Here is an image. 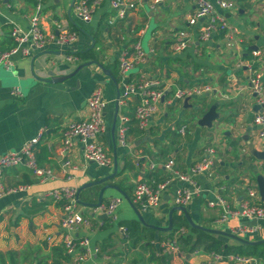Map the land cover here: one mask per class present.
Segmentation results:
<instances>
[{"label":"crops","instance_id":"crops-1","mask_svg":"<svg viewBox=\"0 0 264 264\" xmlns=\"http://www.w3.org/2000/svg\"><path fill=\"white\" fill-rule=\"evenodd\" d=\"M75 1H0V50H10L15 44L10 36L15 26L24 30L30 28L38 4L41 5V24L47 33H58L62 27L78 35L71 48L51 44L43 49L33 50L27 57L17 56L12 71L5 70L0 73V157L19 151L42 135L40 143L47 148V152L44 157L41 150H37L40 153L38 165L53 172L51 179L42 181L24 166L5 170V187L29 188L0 199V252H18L20 261L27 257L29 264L46 259H50L51 263L52 249L60 245L63 209L49 198V193L63 187H75L79 190L87 183L113 174L115 156L118 162L117 175L106 183L83 190L81 200L96 203L99 192L105 185L122 184L125 190L118 188L132 201L139 182L157 185L169 180L170 184L160 207L148 212L140 211L148 224L167 227L170 210L176 206L175 190L187 188L189 184L180 181L175 174L160 165L172 159L177 172L188 173L205 154L206 149L214 144L221 145L219 151L216 149L217 167L213 174L216 178L197 175L195 179L203 191L186 206L187 211L196 224L206 228L232 233L241 224L250 226L251 221L241 218L219 224L223 210L220 207L210 208L207 204L222 196L232 209H239L247 198L249 184H256L258 188L257 176L264 177V160L260 158L264 145L258 137L260 128L254 121L259 109H256L257 102L249 86L250 67L255 64L258 66L255 70L264 80V0H231L236 7L229 12H224L216 5L215 0H210L217 13L226 16L235 46L230 44L225 34H217L207 42L200 41L201 23L189 26L188 22L197 9L194 0H169L154 10L151 9L152 0H130L136 4V8L129 11L124 18H120L111 7V0H105L89 22L83 21L76 14ZM148 5L151 12L145 9ZM151 23L155 24V29L147 39L146 47L148 51L154 49L155 54L150 56L146 64L138 65L129 74L130 78L156 79L167 88L177 84L181 88L212 85L214 92L209 96L205 113L215 106L217 116L210 126L199 125L204 116L196 122L197 126L186 124L175 113L171 117L168 108L174 102L167 98L171 104L160 106L150 129L147 132L139 130L135 120L138 99L124 98L125 88L119 73V58L126 51L131 52L135 42L144 39L146 29ZM182 31L189 34L191 46L181 54H173L171 46ZM93 41L95 46L92 49ZM70 50L76 51L79 57L77 62L70 63L66 60ZM92 61H98L104 69L92 65L79 70L80 66ZM50 72L54 77L50 76ZM51 79L53 82H48ZM97 87L102 89L107 103L104 113L106 129L98 138L113 159V164L107 168L87 162L79 141L75 142L67 156L64 157L61 153L65 130L70 124L87 118V99ZM15 88L20 90V96L13 94ZM118 91L121 93L119 100ZM191 100L187 105L184 103L187 110L193 106ZM123 118H127L129 123L126 147L117 140ZM115 119L114 139L112 130ZM219 119L225 127L214 136L206 127L212 128ZM184 126L187 127V132L183 136L179 130ZM221 131L224 132L223 140ZM174 135H180L179 139ZM228 137H233L232 144L225 140ZM155 141H161L162 148L157 147ZM159 149L167 152V160H156ZM236 150H239L241 156L235 155ZM66 159L76 167L75 170L70 168L64 171ZM127 162L133 164V169L118 177ZM152 164L158 167L153 169ZM69 176L73 178L69 179ZM119 197L123 202L119 206L116 222L100 215L94 216V208L79 205L80 211L90 220L91 225L82 227L76 235L89 238L92 247L100 248L98 262L103 264H133L132 255H136L139 250L130 248L134 239L127 238L120 230V222L138 221L126 197L117 190L109 189L104 194L103 204H109L112 199ZM34 201L48 202L49 205L42 213L26 214L24 207ZM178 214L184 215L181 212ZM255 227L257 232L248 235L246 239L264 240V219H259ZM51 236H55V240L49 241ZM169 238L166 235L165 240L161 241L159 235H155L152 243L158 254L159 248ZM227 243L232 245L237 242L228 238ZM144 256L148 259L150 257ZM140 259L137 256L136 261ZM210 259L209 253L199 251L192 255H183L172 264H202ZM251 260L248 264H264L260 259ZM67 264H74L72 258ZM84 264L92 262L89 260ZM152 264L161 263L153 261Z\"/></svg>","mask_w":264,"mask_h":264},{"label":"built area","instance_id":"built-area-1","mask_svg":"<svg viewBox=\"0 0 264 264\" xmlns=\"http://www.w3.org/2000/svg\"><path fill=\"white\" fill-rule=\"evenodd\" d=\"M5 1V0H0ZM42 1V0H39ZM105 0H76L74 10L76 14L85 22L91 21L94 14L102 6ZM169 0H152L151 9L154 10L159 5L166 3ZM197 9L189 19V26L200 24L199 38L201 42L211 40L217 34H225L230 44L235 46L231 33V27L224 14H218L215 5L210 0H194ZM216 5L224 12H229L235 9L236 5L231 0H215ZM111 7L117 11L120 18H124L127 13L136 8V4L130 0H111ZM41 5L38 4L36 14L31 19L30 28L24 30L15 26L11 31V38L15 45L10 50H0V69L4 68L7 71H12L15 66V58L17 56L27 57L33 50H39L48 45L55 44L57 46L70 47L76 41L78 35L75 32L68 31L60 27L58 33H47L41 24ZM191 46L189 34L182 31L178 34V39L172 44L171 50L173 54H181ZM70 54L66 60L70 63L79 60L75 50H70ZM155 54V50L151 49L146 52L141 41H137L131 52H125L119 58V73L124 81V98L128 99L136 97L138 105L135 108L136 124L141 132H147L159 108L164 104H171L167 101L169 94L174 93V98L177 101H189L192 98H197L204 95H210L214 92V88L210 84L195 85L187 88H167L156 79L142 78L133 80L130 78V73L141 64H146L151 55ZM251 77L249 86L251 93L255 96L259 110L255 115V124L260 128L258 137L264 145V80L253 66L250 67ZM15 96H20L21 92L18 88L13 90ZM173 102V99H172ZM107 103L104 99L102 89L97 87L93 90L87 99L88 116L85 120L74 122L68 126L64 132L63 144L61 153L65 157L73 148L76 141H79L83 147L84 159L87 162L96 164L98 167H110L113 164V159L105 151L104 147L99 143V136L105 132V110ZM128 119H122V125L118 130V143L124 147L128 146L127 134L129 131ZM187 127H182L179 130L181 135L186 134ZM42 135L38 139L27 143L19 151L9 152L0 157V199L6 195L17 193L21 190H26L28 186L18 188H7L3 183V174L5 170L24 166L31 170L40 180L46 181L53 177L52 170L42 168L38 165L36 146L40 142ZM216 165V150L212 147L207 148L205 154L196 162L188 173H179L175 170V161L170 159L167 163L160 166L169 170L176 177L189 184L187 188H178L174 193V202L176 206L186 207L192 202L195 196H200L202 187L196 181L197 175H207L213 177L214 166ZM64 171L67 169L73 170L71 161L66 159L64 162ZM158 165L152 164V168H157ZM72 179V176L68 177ZM170 181L161 182L157 185H150L147 182L141 181L136 185L132 204L139 211H152L160 207L165 192L169 187ZM78 189L75 187H63L53 189L49 193V198L55 203H63V216L60 220L61 233L59 234L60 244L64 246L65 252L73 260L74 264H84L91 260L92 264H103L98 262V257L101 254L99 247H92L91 241L87 237L80 238L76 234L82 227H89L90 220L84 216L79 209L77 202ZM122 198H114L109 204H102L94 209V216L100 215L104 218L116 222L118 220V209L122 204ZM261 196L256 184H249L247 187V198L242 202L239 209H232L227 200L220 196L215 201H209L208 207H220L223 210L221 217L218 220L219 224H227L233 218H241L245 221L254 219H264V205L260 204ZM121 232L127 236L125 227L120 228ZM184 233V230L181 231ZM257 232V227L241 224L234 228L232 234L247 238ZM49 241L55 240V236H51ZM167 253H180V249L176 241L165 242L162 246ZM210 260L202 264H217L219 262L241 263L248 264L252 260L250 258L221 254L209 253Z\"/></svg>","mask_w":264,"mask_h":264},{"label":"trees","instance_id":"trees-1","mask_svg":"<svg viewBox=\"0 0 264 264\" xmlns=\"http://www.w3.org/2000/svg\"><path fill=\"white\" fill-rule=\"evenodd\" d=\"M136 43V42H135ZM15 45V44H14ZM12 45V46H14ZM91 53V52H90ZM254 69H257L258 66L255 64L253 66ZM129 127V123L127 124ZM37 150H41L44 157L46 156L47 148L42 146V143H38L36 146ZM39 152L37 153V161L39 160ZM39 162V161H38ZM133 164L131 162H127L123 170L118 173V177L121 176L126 171L133 169ZM224 183V181H223ZM220 183V184H223ZM121 190H125L122 184H117ZM98 198V197H97ZM60 207L63 208V203H57ZM261 205H264V202H260ZM49 203L48 202H37L34 201L30 205H26L24 207V212L26 214H39L47 209ZM120 226L125 227L127 230V238L134 239L133 243L138 244L146 238L150 237V240L155 238V235H159V239L161 241L165 240V236L168 235L169 241H176L177 246L180 249V253H167L164 248H159V254L157 249H155L154 244L148 241V245L144 248H153L156 251L152 253L150 261H160L161 264H172L175 259H179L183 257V255H192L195 252L204 251L206 253H216L221 254L223 256L229 255H238L250 259H260L264 261V244L257 246H247L243 244H228V238L213 235L195 228H192L187 222L184 215L178 214L175 212L173 215V229L169 233L159 232L147 227L142 226V224L138 221H122L120 222ZM184 230V233L181 231ZM53 260L50 263V259L46 260H37L36 263L31 264H67L70 260V256L65 252V248L63 245H58L52 249ZM161 253V256H160ZM159 257V258H158ZM23 261H20V254L18 252H0V264H23L27 262V257H23ZM184 264H188V262H184Z\"/></svg>","mask_w":264,"mask_h":264},{"label":"water","instance_id":"water-1","mask_svg":"<svg viewBox=\"0 0 264 264\" xmlns=\"http://www.w3.org/2000/svg\"><path fill=\"white\" fill-rule=\"evenodd\" d=\"M95 46V43L93 41V44H92V49L94 48ZM92 65H96V66H99L101 69H104L102 65L99 64L98 61H92V62H89L87 64H84L82 66H80L79 70H82L86 67H90ZM50 76H53V73L50 72ZM54 77V76H53ZM48 82H53V79L51 80H48ZM121 96V93L118 91L117 93V97H118V100ZM117 100V103H116V108L118 109L119 108V101ZM185 105H187L189 103V99H187L185 102ZM187 107V106H185ZM256 109H259V106L257 105L256 106ZM217 114H216V107L213 106L210 108L209 112L206 113L204 115V117L200 120L199 122V125L200 126H210L211 125V122L216 118ZM116 127V119H115V124L113 126V136H114V139H115V128ZM251 131V129L249 130ZM116 147V146H115ZM116 150V148H115ZM260 158L264 160V151L260 154ZM117 172H118V162H117V158L115 156V169H114V173L109 175V176H106L96 182H91V183H87L85 185H83L81 188H79L78 190V195H77V202L79 205H83L85 207H89V208H98L100 207L102 204H103V200H104V194L107 190L109 189H112V190H117L118 192H120L124 197H126V200L129 202V204L131 205L136 217H137V220L144 226V227H147V228H150V229H153V230H156V231H159V232H164V233H168L170 231H172L173 229V215L175 212H181L184 214L187 222L189 223V225L192 227V228H195V229H198V230H201V231H204V232H207V233H210V234H213V235H217V236H222V237H226V238H229L231 240H234L235 242L239 243V244H243V245H247V246H257V245H263L264 244V240H259V241H251V240H248L246 238H243V237H240V236H237L235 234H232V233H229V232H226V231H223V230H218V229H212V228H206L204 226H201L199 224H196L193 219L191 218L190 214L188 213L187 211V208L186 207H183V206H175L173 207L171 210H170V213H169V224L167 227H159V226H155V225H151V224H148L142 213L139 211V209L137 207H135L131 200L124 194V192H122L117 186L115 185H105L99 192V196H98V200L96 203H86V202H83L80 198V195L82 193L83 190L85 189H89V188H92L94 186H98V185H101L103 183H106L107 181H109L110 179H113L116 175H117ZM257 185H258V190H259V193H260V196H261V201L264 202V177L259 175L257 176ZM250 226H257L258 225V220L257 219H254L250 222L249 224Z\"/></svg>","mask_w":264,"mask_h":264},{"label":"rangeland","instance_id":"rangeland-1","mask_svg":"<svg viewBox=\"0 0 264 264\" xmlns=\"http://www.w3.org/2000/svg\"><path fill=\"white\" fill-rule=\"evenodd\" d=\"M148 12H151L150 11V7H149V5L145 8ZM154 29H155V24L154 23H151V24H149V28L148 29H146V34H145V36H144V39H142L141 40V43H142V47H143V49L147 52L148 51V48L146 47V41H147V39H149L150 37H151V34L153 33V31H154ZM1 72H5V69L4 68H1L0 69V73ZM10 73V72H9ZM177 87H181V86H179L178 84L176 85V86H172V90H175V88H177ZM214 88V87H213ZM212 94H210V95H204V96H200V97H197V98H192L193 100H191L192 101V104H193V106L189 109V110H187L185 107H184V101H177V100H175V98H174V93H171V95L168 97L169 99H173V102H174V105L171 107V108H168V113L171 115V117H172V115H173V113H175V114H177L178 116L180 115V119L182 120V121H184L186 124H189V123H192L194 126H197V121L199 120V118H201V117H203L204 116V113H205V111H206V109H207V107H208V102H209V100H210V98H209V96H211ZM207 102V103H206ZM212 105V104H211ZM161 107H163V105L161 106ZM173 110H175V111H173ZM206 114V113H205ZM220 120V119H219ZM217 120L216 121V123L214 124V126L212 127V128H209V127H206V130H210V131H212L211 132V134L213 135L214 134V136H215V134L217 133V131H220V130H222L225 126L224 125H222L221 123V121L222 120ZM200 129H202L203 127H199ZM187 132V131H186ZM224 134V132L223 131H221L220 132V136H221V139L223 140V137H222V135ZM180 135H174V137L177 139L178 137H179ZM182 138V137H181ZM179 139V138H178ZM189 139V136L186 138V141ZM183 140V139H182ZM182 140H180V142L182 143ZM225 140H227V141H229V143H231L232 144V142H233V137H228V138H225ZM179 141V140H178ZM213 141H215V139L213 140ZM155 144L157 145V147L158 146H160V148H162L161 146H162V142L161 141H155ZM212 147H214V149L216 150H218L219 151V149L221 148V145H219V144H214ZM172 150V147H170V151ZM158 152H160L159 153V156H158V158H156V160H161V161H165V160H167L168 159V154H167V152L163 149H159L158 150ZM235 155L238 157V156H241V154H240V152H239V150H236L235 151ZM216 167H217V165H215L214 166V171L216 170ZM212 178H216V176H213ZM151 238L150 237H148V238H146V241L145 240H143V241H141L140 243H138V244H134L133 243V241H131V243H132V245H130V248L131 249H135V248H138L139 250H138V252H137V254L135 255V254H133L132 255V257L134 258L133 260H132V262L131 263H145L146 261V263L145 264H152L153 263V261L151 262L150 261V258H151V256H152V253L154 252V251H156L155 249H153V248H144V245L143 244H145V246H147L148 245V241H150V242H152V240H150ZM129 246V245H128ZM124 250H126L125 248H124ZM149 255L150 257H149V259L146 257V256H144V255ZM137 256H138V258H141L140 259V261H136L137 260ZM155 262V261H154ZM30 262H26L25 264H29ZM33 263V262H32Z\"/></svg>","mask_w":264,"mask_h":264}]
</instances>
